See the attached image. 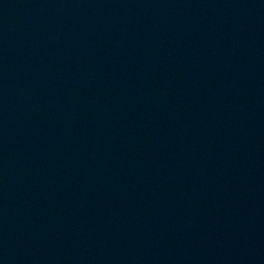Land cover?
Returning a JSON list of instances; mask_svg holds the SVG:
<instances>
[{"label": "water", "instance_id": "95a60500", "mask_svg": "<svg viewBox=\"0 0 264 264\" xmlns=\"http://www.w3.org/2000/svg\"><path fill=\"white\" fill-rule=\"evenodd\" d=\"M0 264H264V0H0Z\"/></svg>", "mask_w": 264, "mask_h": 264}]
</instances>
